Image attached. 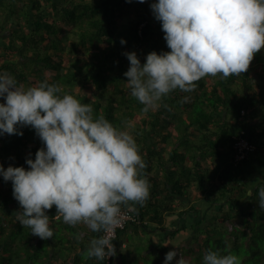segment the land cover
I'll return each mask as SVG.
<instances>
[{
	"label": "trees",
	"instance_id": "trees-1",
	"mask_svg": "<svg viewBox=\"0 0 264 264\" xmlns=\"http://www.w3.org/2000/svg\"><path fill=\"white\" fill-rule=\"evenodd\" d=\"M4 1L0 0V71L12 74L25 88L44 80L58 83L61 93L91 103L94 117L102 115L117 128L127 127L146 164L142 172L149 196L132 210L135 222L125 224L112 238L115 256L98 260L85 252L89 241L102 233L82 223L63 222L55 217V206L46 210L52 238L43 240L22 227L11 181L0 176V264H127L119 252L123 234L137 226L163 231L166 224L171 238L188 229L206 232L204 238L191 233L197 255L183 248L189 264H201L207 249L221 254L234 249L241 264H264V209L258 207L264 180L247 195L246 173L250 167L264 169V48L254 54L247 71L223 79L220 74L206 75L191 92L173 90L158 109L145 113L125 83L130 62L123 53L143 54V64L160 44L170 51L160 22L150 13L153 0H43V7L38 0ZM20 130L23 135H0V164L5 168L27 169L26 157L31 153L34 159L43 147L30 126ZM238 138L253 150L235 162L233 144ZM197 196L191 205L182 203ZM225 222L237 227L229 231ZM214 223L226 227L227 237L220 235L210 245ZM78 233L83 237L78 239ZM163 251L159 247L152 264H159Z\"/></svg>",
	"mask_w": 264,
	"mask_h": 264
},
{
	"label": "clouds",
	"instance_id": "clouds-1",
	"mask_svg": "<svg viewBox=\"0 0 264 264\" xmlns=\"http://www.w3.org/2000/svg\"><path fill=\"white\" fill-rule=\"evenodd\" d=\"M150 9L170 51H151L143 64L135 51L123 53L130 62L125 83L145 113L158 109L173 90L191 92L206 75L223 79L247 71L254 54L264 48V0H155ZM0 98V135H23L20 129L30 126L43 143L34 159L31 153L26 157L27 169L0 164V176L11 181L20 205L15 212L20 225L43 240L52 238L46 210L55 206V217L63 222L102 233L89 241L87 257L115 256L111 237L125 226L117 228L125 216L122 209L136 217L135 205L149 196L142 172L146 164L130 131L102 115L94 117L91 103L61 93L55 82L25 88L12 74L0 71ZM258 197V207L264 209V186ZM226 227L231 231L237 226L230 222ZM176 255V250L168 251L163 264ZM176 264L189 262L181 253ZM201 264H241V259L207 249Z\"/></svg>",
	"mask_w": 264,
	"mask_h": 264
},
{
	"label": "rangeland",
	"instance_id": "rangeland-1",
	"mask_svg": "<svg viewBox=\"0 0 264 264\" xmlns=\"http://www.w3.org/2000/svg\"><path fill=\"white\" fill-rule=\"evenodd\" d=\"M27 0H24V2H26ZM39 2H41L42 7L45 6V3L43 0H38ZM148 2V1H146ZM153 2H155V0H153ZM11 0H5L4 4H10ZM10 8V7H9ZM124 16V15H123ZM2 18L0 16V25L3 24ZM122 31V30H121ZM7 31L2 32L3 35H6L7 33H5ZM161 34V33H159ZM163 45V44H161ZM145 47V46H144ZM161 47V46H160ZM145 51L146 49L143 48ZM264 50H262L263 52ZM136 54H138L136 52ZM145 54V53H144ZM138 56V55H137ZM143 54L141 55V57L138 56L139 59H141L140 61H143ZM145 62V61H144ZM51 78V77H50ZM29 87V86H28ZM182 203H189L186 202L184 200V202ZM227 209V208H226ZM213 208L210 209V211H212ZM168 216V215H167ZM189 216H187L188 218ZM171 220V218L169 217L167 222H169ZM189 221V220H188ZM236 222L237 225H239V222ZM189 224V223H186ZM224 225H228L227 222L224 223ZM219 225V224H212V226L210 227V245L213 244V239L223 236V237H227V230H225V226ZM148 226H153V224H148ZM164 230L163 231H156L154 230V232L152 233L151 231H149L147 228L143 229L140 226H137L132 228L133 231L131 232V234H127V239L126 241H124V243L122 244V246H120V254L122 255V257H125L127 260V264H133L135 261H137V263H144V264H152L153 261L156 259V256L159 255V247L161 249H163V254L161 255V260L159 262V264H163V260L165 258V254L170 251V250H176L177 255L176 257H174L173 261L170 262V264H176V260H178L180 258L181 253L183 252V248H185V251L189 252L193 249V253H195L194 255H197L199 252L197 249L196 245H192V238H191V233H193L196 236L199 237H206V232L202 229V228H198L195 230V232L192 229H188L185 232H178L175 234V237H169V230L170 228L166 225L163 226ZM225 227V228H224ZM234 235V233H232V236ZM166 249V250H165ZM197 251V253H196ZM144 252L146 255H144ZM232 253L236 254L238 256V254L235 252V250H232ZM192 254V253H191ZM245 255V254H244ZM194 258V257H193Z\"/></svg>",
	"mask_w": 264,
	"mask_h": 264
},
{
	"label": "built area",
	"instance_id": "built-area-1",
	"mask_svg": "<svg viewBox=\"0 0 264 264\" xmlns=\"http://www.w3.org/2000/svg\"><path fill=\"white\" fill-rule=\"evenodd\" d=\"M253 150V146L249 144L245 139L238 138V140L233 144V156L234 161L237 162L246 156V153ZM125 212V216L122 223L117 228H122L128 222H134L136 217L128 209H122ZM115 232L111 239L114 238ZM107 258V257H106ZM108 259V258H107Z\"/></svg>",
	"mask_w": 264,
	"mask_h": 264
},
{
	"label": "crops",
	"instance_id": "crops-1",
	"mask_svg": "<svg viewBox=\"0 0 264 264\" xmlns=\"http://www.w3.org/2000/svg\"><path fill=\"white\" fill-rule=\"evenodd\" d=\"M121 1H123V0H121ZM137 1H139V0H137ZM120 4V3H119ZM151 13V15H152V17H154L153 16V14H152V11L150 12ZM123 14V13H122ZM154 21L155 22H157L156 20H155V18H154ZM161 46V47H160ZM165 45L163 44V45H159L157 48H156V52L157 53H160L161 51H165ZM246 173H247V183H248V185H249V188L247 189V195L249 194V189H253L254 187H255V185L257 184V183H260V182H262L263 180H264V169H261V168H259V169H257V170H255L254 168H248L247 170H246ZM195 199V201H197V200H199V198H198V196L196 197V198H194ZM192 203V202H191ZM191 203H189L190 205H191ZM182 223H180V225H181ZM180 225H179V227H180ZM131 232H132V230L131 229H128L127 230V233L126 234H123V237L121 238V245L124 243V241L126 240L125 239V235H127V234H131Z\"/></svg>",
	"mask_w": 264,
	"mask_h": 264
},
{
	"label": "bare ground",
	"instance_id": "bare-ground-1",
	"mask_svg": "<svg viewBox=\"0 0 264 264\" xmlns=\"http://www.w3.org/2000/svg\"><path fill=\"white\" fill-rule=\"evenodd\" d=\"M24 62V61H23Z\"/></svg>",
	"mask_w": 264,
	"mask_h": 264
}]
</instances>
